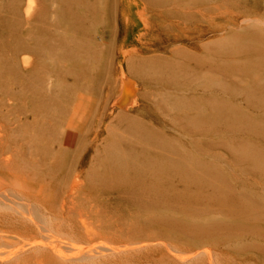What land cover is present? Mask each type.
Wrapping results in <instances>:
<instances>
[{
  "label": "bare ground",
  "instance_id": "obj_1",
  "mask_svg": "<svg viewBox=\"0 0 264 264\" xmlns=\"http://www.w3.org/2000/svg\"><path fill=\"white\" fill-rule=\"evenodd\" d=\"M87 1L40 0L25 20L26 31L20 28L24 20L13 6L10 18H0V31L11 29L16 41L7 45L0 32V53L8 49L13 55L5 59L0 54L4 66L9 65L25 86L44 91L40 86L44 68L35 65L29 74L17 62V52L38 57L51 52L58 76L69 72L58 57L74 58L79 53L88 59L90 46L76 39L77 46L70 47L74 37L63 38L60 33L64 22L89 31L85 19L91 12L86 8H96L97 3ZM32 4L29 0L27 13ZM77 5L86 8L78 13ZM112 13L113 4L108 16ZM112 28L109 20L110 38ZM212 39H205L203 46L220 54L218 69L242 79L232 77L219 86L213 82L209 94L199 85L193 96L173 95L183 73L181 64L158 60L149 54L150 47H125L129 40L124 39L118 76L105 87L101 106L93 96L78 92L68 97L63 119L51 122L63 134L54 155L72 152L69 163L56 158L52 162V168L60 166L58 175L25 169L14 151L0 150V216L22 224L10 226L0 218V264H187L196 258L223 264L216 257V245L231 238L240 245L242 236H264V204L242 191L246 182L240 178L254 179L264 187V52L242 38L216 44ZM125 64L139 81L128 77ZM106 67L115 71L113 64ZM17 94L13 90L10 98L17 99ZM4 128L0 123V142L6 136ZM41 131L40 126L29 132V138L35 140ZM224 133L233 139L204 146L206 138ZM56 135L57 131L49 133ZM192 141L198 154L188 146ZM208 151L218 161L225 160L235 185L238 181L243 186L232 185L220 164L217 168L207 162ZM97 188L108 193L106 201L114 206V216L108 205L88 194L87 189ZM111 196L114 203L135 210L115 212L119 206L109 201ZM20 204L26 208L20 209ZM112 220L127 221L124 225ZM201 220H210L208 230ZM215 237L220 244L213 242ZM243 245L264 249L250 241Z\"/></svg>",
  "mask_w": 264,
  "mask_h": 264
},
{
  "label": "rangeland",
  "instance_id": "obj_2",
  "mask_svg": "<svg viewBox=\"0 0 264 264\" xmlns=\"http://www.w3.org/2000/svg\"><path fill=\"white\" fill-rule=\"evenodd\" d=\"M28 2L29 0L19 2L18 0H0V18H7L8 16L10 18L13 6H17L16 13L19 12L24 20L20 28L26 31L24 29L27 28L25 20L28 18V14L35 13L40 0H33L30 13L25 11ZM87 2H96L97 7L86 8L84 5L83 7L77 5V12L82 13L85 8L89 13L91 12L89 17L85 19L89 31H81L80 28L68 26L64 22L60 33L63 38L74 37L73 41L69 42L70 47L77 46L76 39L84 41L83 43L90 46L93 51L90 52L88 59L79 53L74 58L58 57L56 60L59 64L63 63L64 71H69L58 76L57 65L51 52L47 51V55H40L39 57L37 54L34 55L25 51L16 53L20 67L29 74H32L33 67L36 68L35 65L44 68L40 85L44 87V91L43 89L34 91L29 83L25 86L20 76L9 65L5 67L2 59H0V123L4 124L6 135L0 142V150L14 151L15 159L25 169L41 172V174H43V170L47 173L53 171L58 175L60 166L52 168L54 159L56 158L55 161L61 160L63 164L72 161L70 150L54 155V149L58 148L63 134L51 122L63 119L70 100L68 97H73L78 92L93 96L95 100H99V107L101 106L106 96L105 87L114 82L118 76L116 70L119 71L118 59L121 57L120 49L124 39L129 40L125 47H130L132 44L137 49L150 47L153 51L149 54H155L154 57L159 58L158 60L181 64L183 73L178 77L179 87L175 93L168 92V94L173 93V95L193 96L199 85L207 88L209 94L213 82L219 86V83L226 82L232 77L237 80L242 79L241 75L233 73L232 76H229L228 73L218 69L220 64L215 63L219 61L220 54L211 49H206L203 46L205 39L213 38L211 42L216 44L219 40L233 43L234 38H242L245 39L244 41L255 44L260 52H264V0H163V3H156L155 0H89ZM111 4H113V13L109 17L108 12ZM93 14H97V18H93ZM108 19L111 21V27H113V38H110L107 32ZM57 24H60V21ZM37 32L42 33L43 30ZM2 33L3 41L7 45L16 42L11 29L3 30ZM214 37L218 40H215ZM0 54L5 59L13 57V55L11 57V51L8 49ZM25 58L29 59L27 63H25ZM197 60L201 61V65L197 64ZM79 64L84 67L80 68ZM108 64H113L116 72L108 69L106 67ZM124 67L129 78L135 82L139 81L136 74L129 73L126 64ZM81 69L82 73L73 74V72H79ZM13 90L18 92L17 99L10 98ZM44 93L48 95L46 96ZM130 94L129 92L128 96H131ZM230 101L233 102L232 99ZM94 106L97 110L98 105ZM191 112L196 114V111L192 109ZM36 125L38 127H35ZM40 126L42 131L36 133L35 140H31L29 132L34 133L36 128H40ZM45 131L47 134H44ZM51 131H57L56 137L49 136ZM230 139H233V136L229 133L218 134L216 137L206 138L203 144L207 147L211 142L216 141L218 143L220 140ZM188 146H190L192 153H199L193 141ZM204 157L207 162L217 168L220 164L232 185L243 186L238 181L235 185L234 176L230 168L225 165V160L218 161L217 157L209 151ZM240 178L246 182V188H243L242 191L264 204V187L257 185L254 179ZM254 188L259 191H253ZM87 191L88 194H93L96 201L108 205L112 211V216H114L115 208L106 201L108 193L104 189L97 188L91 192L87 189ZM111 197L112 199L110 198L109 201L116 202L114 197ZM114 205L119 206V210L115 211L117 213L129 214L135 210L126 204L114 203ZM18 206L20 209L26 208L25 205L20 204ZM0 218L6 223L10 221L7 225L22 226L21 223L15 222L9 217L0 216ZM186 219L191 223L197 222L193 218ZM112 221L118 223L124 221L122 224L125 225L127 220ZM201 221L203 228L208 230L210 220ZM154 228L158 229L155 225ZM36 234L41 238L43 236L40 232ZM231 236L235 237L234 235ZM241 238L243 243L250 241L264 247V236L262 235L251 234ZM179 239L184 241L183 236H180ZM216 239L218 238H213V242L220 244V241ZM243 243L238 245L237 242L235 244L233 238L231 241L225 239L222 244L216 245V257L223 264H264V249H244ZM196 260L197 258L187 264H208L205 259L198 260L200 262Z\"/></svg>",
  "mask_w": 264,
  "mask_h": 264
}]
</instances>
